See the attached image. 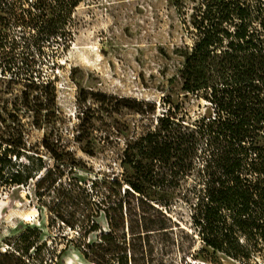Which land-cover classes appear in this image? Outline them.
<instances>
[{
    "label": "rangeland",
    "instance_id": "1",
    "mask_svg": "<svg viewBox=\"0 0 264 264\" xmlns=\"http://www.w3.org/2000/svg\"><path fill=\"white\" fill-rule=\"evenodd\" d=\"M34 3L0 0V154L8 143H25L29 156L38 153L49 173L40 189L38 177L26 186H5L10 170L23 172L29 165L34 170L37 162L12 157L9 170L0 162V254L31 230L30 240L39 239L28 264H118L119 259L127 264H241L201 252L176 228L172 235L137 237L145 207L130 188L133 171L123 162L127 142L153 130L167 102L191 119L213 113L204 100L185 96L177 77L181 52L192 44L179 10L186 8L189 15L193 3L83 0L65 22L64 34L33 31L53 25L55 18L52 2ZM38 10L44 13L43 25L33 19ZM24 58L34 62L32 76ZM32 80L50 83L46 101L34 98L39 92ZM138 104L142 114L134 111ZM44 138L50 151L42 146ZM83 204L108 216L101 230L113 224L121 243L119 253L100 263L77 242L81 226L71 225L87 211ZM187 221L184 216L180 224L190 232Z\"/></svg>",
    "mask_w": 264,
    "mask_h": 264
},
{
    "label": "trees",
    "instance_id": "2",
    "mask_svg": "<svg viewBox=\"0 0 264 264\" xmlns=\"http://www.w3.org/2000/svg\"><path fill=\"white\" fill-rule=\"evenodd\" d=\"M82 1L35 0L38 7L52 2L55 18L53 25L35 26L33 31L64 34L65 22ZM190 1L189 15L186 8L179 10L192 44L181 52L184 62L177 77L182 93L204 100L213 113L191 119L169 101L153 130L127 142L123 162L133 171L129 185L145 207L137 237L172 235L176 228L198 243L201 252L212 251L241 264H264V0ZM38 11L33 19L43 25L44 13ZM22 63L32 76L34 62L24 58ZM31 82L39 92L34 98L46 101L50 83ZM142 107L138 104L134 111L142 114ZM8 145L0 154L8 170L12 157L37 163L34 170L30 165L23 172L10 170L5 186H26L39 177L40 189L49 173L41 156H29L25 143ZM42 146L51 150L46 138ZM83 206L87 211L71 225L81 226L77 242L87 248L86 256L100 263L119 253L121 243L113 224L111 230H101L108 217L101 209ZM184 216L190 232L180 224ZM31 233L21 234L0 254V264L31 262L39 239L30 240ZM45 245L39 247L41 254ZM118 264L127 263L119 259Z\"/></svg>",
    "mask_w": 264,
    "mask_h": 264
},
{
    "label": "bare ground",
    "instance_id": "3",
    "mask_svg": "<svg viewBox=\"0 0 264 264\" xmlns=\"http://www.w3.org/2000/svg\"><path fill=\"white\" fill-rule=\"evenodd\" d=\"M39 178V177H38Z\"/></svg>",
    "mask_w": 264,
    "mask_h": 264
}]
</instances>
